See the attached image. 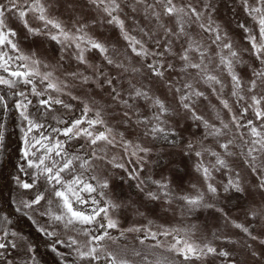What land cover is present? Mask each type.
Instances as JSON below:
<instances>
[{
	"label": "snow or ice",
	"instance_id": "snow-or-ice-1",
	"mask_svg": "<svg viewBox=\"0 0 264 264\" xmlns=\"http://www.w3.org/2000/svg\"><path fill=\"white\" fill-rule=\"evenodd\" d=\"M239 3L258 32L257 35L245 23L237 21L236 27L243 30L250 44V49L244 51L260 64L259 68H252V78L248 81L246 91L250 97L244 95L245 84L236 71V66L244 63L241 52L235 48L227 25L216 18L217 0L0 2V86L17 98L12 105L24 122L21 156L27 168L33 170L32 183L17 177L16 184L24 190L36 187L39 181L46 185L43 191L37 190L34 198L21 197L16 211L27 210L45 218L47 226L37 224V231L51 241L52 251L60 257V264H173L168 256L152 261L149 252L130 248L128 234L141 232L143 236H136L140 245L153 241L151 248L179 258L177 264L206 261L208 257L222 258V264H240L229 251L193 239V229L159 226L153 231L151 221L148 227L132 225L121 228L119 219L112 215L121 209L134 207L135 213L143 216L141 207L146 206L145 202L171 205L179 200L183 202L181 211L189 213L202 207H215L213 203H206L205 197H218L220 194L211 183L213 172L223 171L231 177L234 169L229 158L237 155L233 148L240 149L245 167L257 178L253 190L264 192V96L257 95L258 88L264 89V0H255L254 4L249 0H239ZM61 7L71 14V26H68V21L53 15ZM84 11L95 12L101 25L118 29L125 42L124 50L120 51L115 45L110 48L107 38L102 40L91 33L89 29L97 20L85 21ZM29 15L39 22L38 27L29 23ZM10 17L18 18L22 23L26 29L25 39L47 37L54 42L59 47V57L49 59L35 49L24 51L17 31L9 26ZM89 52H98L102 63L89 59ZM166 73H179V76H166ZM223 76L230 79L229 95L237 106L251 100V104L242 108L239 117L226 97L227 85ZM201 84L211 90L219 107L211 104L209 95L198 87ZM77 90L82 94H77ZM161 90L173 96L179 112L162 98ZM30 96L38 98L39 109L43 110L39 115L45 120L55 106L74 111L75 106L66 102L65 96L81 106L80 115L70 120L52 117L63 127H52L51 131L63 139H54L43 131L45 124L30 112ZM201 101L209 102L215 123L198 111ZM9 106L6 97L0 96V110L6 113ZM249 109L260 121L259 127L251 120L247 124L241 123ZM223 111H227L230 121L223 118ZM180 115L203 128L202 138L195 142L184 141L170 119ZM111 118H116L115 123L122 125L124 130L115 127L110 122ZM233 126L237 130L235 133H232ZM244 128H248L250 138L240 134ZM128 132H131V138ZM229 133H232V138L225 139ZM237 136L242 141L239 145L235 143ZM3 138L0 131V142ZM142 139L151 143H142ZM209 139L215 140L219 151L204 144ZM74 140H83L90 149V155L69 151V144ZM177 148L190 160L193 155L196 157L194 169L202 175L206 192L197 190L195 196L174 195L169 179L155 180L151 175L147 178L142 176L143 166L150 162L151 156H156L157 168L165 167L172 162L171 150ZM112 149L118 152L109 155ZM205 153L210 157L207 165L204 163ZM124 157L135 159L139 166L127 168L122 162ZM97 169L107 172V175L102 176ZM117 169L126 173L120 177L123 182H135L134 187L143 194V201H126L113 189L110 178L117 175L114 171ZM20 170L26 172L23 166ZM150 184L157 190L152 191ZM223 191L225 194L247 195L239 171L235 172V178L227 180ZM85 204L90 210L83 209ZM216 210L245 238L241 243L224 237V242L238 245L244 254L264 264V248L258 252L251 243L255 241L264 245L262 235L254 234L251 226L232 221L222 209ZM249 216L252 220L260 219L261 226H264V200L260 207L250 211ZM29 219H33L32 215ZM0 223L3 225L0 227V264H16L9 253L20 254L22 264H37L35 256L31 255L32 245L20 233L10 231L12 221L9 217H3ZM80 235L87 239L81 242L77 239ZM105 240L115 245L117 250H110ZM60 246L67 252L59 251Z\"/></svg>",
	"mask_w": 264,
	"mask_h": 264
},
{
	"label": "rangeland",
	"instance_id": "rangeland-1",
	"mask_svg": "<svg viewBox=\"0 0 264 264\" xmlns=\"http://www.w3.org/2000/svg\"><path fill=\"white\" fill-rule=\"evenodd\" d=\"M0 2H6V0H0ZM250 3H255V0H249ZM218 3V10L216 13V18L221 21L222 23L227 25L229 35L233 41L235 48L241 52V57L244 61L243 64H239L236 66V71L240 75L242 81L245 84V92L244 95L246 97H250V93H247L246 89L248 86V81L252 78V68H259L260 64L255 59L254 56L250 55L248 52H245L244 49H250V44L247 42L245 34L242 29L236 27L237 21L245 23L253 32H256V25L255 23L246 15L243 8L241 7L239 0H217ZM53 15L58 16L61 20L68 21V26H71L70 17L71 14L67 12L63 7L60 8L59 12H54ZM83 17L85 21H92L97 20V23L94 27H91L89 31L96 35L100 39L107 38V42L109 43V47L111 48L112 45H115L120 51H123L125 48V42L120 38L119 30L114 28L113 26L104 24L101 25L98 21L97 14L92 11H84ZM29 23L33 27H38L39 22L34 20L31 15L27 17ZM9 26L16 30L19 39L21 48L24 51H30L32 49L37 50L41 53V55H46L49 59L53 56L59 57V47L55 45L54 42H51L47 39V37H29L25 39L26 36V29L23 28L22 23L19 21L18 18L10 17L8 20ZM129 27H131V23L129 22ZM258 35V32H256ZM176 49L179 50V46H176ZM215 51V48H213ZM130 54V53H129ZM88 58L93 60L96 63H102V58L98 52H89ZM135 59V58H134ZM148 62H151L149 60ZM176 63L179 64V61L176 60ZM73 68H75V62H72ZM137 66H139V62L137 61ZM83 68V66H80ZM107 71V67H105ZM113 72L115 70L113 69ZM166 76L178 77L179 73H171L167 74ZM139 79V77H138ZM222 79L224 80L227 88L225 90L226 97L230 99V103L233 106V110L236 115L239 117L242 108L247 106V104H251V100L248 99L247 102H240V106H237L235 101L230 98L231 92V82L227 76H223ZM145 82H147L145 78ZM126 86V85H125ZM198 87L205 91L207 95H209L211 104L216 105L219 107V103L216 100L215 96L211 94V90L206 88L204 85H198ZM77 94H82L77 90ZM162 98H164L167 104L179 112V107L177 101L173 98L172 95L167 94L165 90H161L160 92ZM55 95V94H53ZM258 96H264V89L258 88L257 89ZM32 100V105L30 106V112L33 114L34 118L40 120L41 123L45 124V128L43 131L47 132L49 136H52L54 139H63V137H57L54 133H52V127H63V125L57 124V121L53 119V116L56 117H63L66 120H70L73 116L80 115V108L81 106L77 104L76 101H71L69 97L65 96L63 99L68 102L72 103L74 107L73 112H68L67 110L55 106V110L52 113H48L47 120L39 115L42 109H39L38 98L35 96H30ZM141 106L143 104L141 102ZM210 105L208 101H201L198 106V111L201 115H204L206 119L211 120L215 123L214 113L210 110ZM147 114L146 112L144 113ZM223 118L226 121H230V116L228 115L227 111H223L221 113ZM174 121L175 125L178 127V131L184 138V141L187 142L188 140H192L195 142L197 138H202L203 135V128L197 127L196 124H193L191 120L187 119L184 115H180L179 117H172L170 118ZM116 118H111L110 122L115 125L118 129L123 131V126L120 124L115 123ZM251 120L253 121L254 125L259 127L260 121H257L252 109H249L247 115L241 119V123L247 124V122ZM182 125L183 127H180ZM237 130L235 126L232 128V133H235ZM232 133H229L228 137L225 139L232 138ZM248 128H244L240 130V134L245 135L246 138H250ZM129 138H131V132L127 133ZM21 142H22V133H21ZM142 143L150 144V140H141ZM235 143L237 145L241 144L242 141L237 138L235 139ZM204 144L212 149L219 151V148L213 139H209L204 141ZM182 147V146H181ZM199 147V145H197ZM22 149H23V142H22ZM69 151L76 152L79 151L81 155H90V149L88 148L87 144L83 140L79 141H72L69 144ZM155 151V149H154ZM232 151L236 152L237 155L235 157L229 158V163L231 164L232 168L234 169L231 177L228 173L223 171L213 172V178L211 183H213L219 189V196L212 197L211 195H206L205 202L206 203H213L215 207L213 208H200L196 211L191 213L181 211V207L183 206V202L179 200H175L171 205L163 204L162 202H145L146 206L141 207V211L144 212L143 216L137 215L135 213L134 207H129L127 209H121L119 213H113L112 215L119 219L120 227L121 228H128L132 225L136 226H149V221H151V228L153 231L157 230L159 226L164 227H176V228H186V229H193L195 232V236L193 239L201 242V243H211L213 246L217 247L221 250L229 251L233 257L237 261H240V264H261L260 261L254 260L249 255L243 253V250L236 244L226 243L224 242L223 238L228 237L231 240H238L241 243L245 239L243 233H241L238 229L232 227L231 223H226L224 219V215L217 211L216 208H220L223 210L224 214L236 223L244 224L245 226H251V229L254 234H261L262 238H264V226L260 219L252 220L249 216L251 210H254L260 207L262 200H264V192H260L258 189L253 190V186L257 183V178L255 175L251 173V171L245 167L243 157L240 155L239 148H233ZM246 151V148H245ZM114 152H118L117 149H112L109 152L111 155ZM119 155L123 156L122 152H119ZM150 162L145 164L144 172L142 176L147 178L148 176H152L155 180H162V179H169L171 181V188L173 190L174 195H190L195 196L197 194V190L205 191L206 192V185L203 181V177L200 173H197L194 169V162L196 161V157L193 155L191 160L184 156L181 149H173L171 150V163H168L165 167L157 168L155 161L156 156L153 155L149 158ZM126 164V167L131 169L133 167H138L135 159H130L129 157H124L122 161ZM210 162V157L207 153L204 155V163L207 165ZM100 163V162H96ZM162 163H164L162 161ZM26 169V172L21 171L19 175V179L23 182H33L32 177V169L27 168V163L22 157V163ZM110 169V166H108ZM117 175L111 177L112 187L113 189L120 194V196L124 200H133L137 203L144 200L143 194L138 193L134 187L135 182H123L120 177L126 176V173L122 172L121 170L117 169L114 170ZM239 171L242 180L245 183L247 195L241 196L238 193H229L225 194L223 191V185L227 182L229 178H235V172ZM99 174L107 175V172H101L100 169H97ZM193 185L196 187L194 188ZM46 187L43 181H39L36 184V187L30 190H24L19 188L16 184L15 191L13 193V200L15 207H18V202L23 197L24 199L34 198L37 190L43 191ZM149 188L152 191H156V186L153 184L149 185ZM50 196V193L48 194ZM44 202L42 201V204ZM80 207V205H77ZM85 211L90 210L88 204L83 206ZM25 213L28 217L32 215L33 219H31L32 223L37 227V224L40 226L46 227L47 224L45 222V218H42L35 213H28L25 210ZM35 221V222H34ZM98 227V226H97ZM23 235L21 232L17 231ZM95 233V229H93ZM113 234L118 235V233L114 232ZM143 236V233H130L128 234V241L129 247H135L137 250L141 252H149L150 256L149 259L155 261L156 259L160 258L161 256H168L169 259L173 262V264H177L179 258L172 256V254L163 252L161 249H153L151 245L154 243L153 241L149 240L146 241L144 245H140L139 241L136 239V236ZM24 236V235H23ZM25 237V236H24ZM26 238V237H25ZM78 240L84 242L87 237L80 235L77 237ZM163 239V238H161ZM170 239V238H169ZM27 240V238H26ZM105 245L110 250H117L116 246L111 244L110 241L105 240ZM167 243V241H165ZM256 250L259 252L264 245H260L255 241L251 242ZM60 249V247H59ZM31 255H34L32 252ZM11 256L16 260V264H22V257L20 254H13ZM131 258V257H130ZM189 264H222V258L219 257H208L206 261L203 260H192ZM223 264H227V262H223Z\"/></svg>",
	"mask_w": 264,
	"mask_h": 264
},
{
	"label": "trees",
	"instance_id": "trees-1",
	"mask_svg": "<svg viewBox=\"0 0 264 264\" xmlns=\"http://www.w3.org/2000/svg\"><path fill=\"white\" fill-rule=\"evenodd\" d=\"M0 96H5L10 105L6 113L0 110V126H2L0 131L3 132L4 137L0 142V221L5 216L9 217L12 221L9 226L10 231L17 230L27 238L34 249L37 264H60V257L52 251L51 241L37 231V227L25 213L16 211L13 193L16 188V178L21 173V128L24 122L12 105V101L17 98L3 86H0ZM2 226L0 223V227ZM58 250L67 252L63 246ZM9 255L11 256V253Z\"/></svg>",
	"mask_w": 264,
	"mask_h": 264
}]
</instances>
